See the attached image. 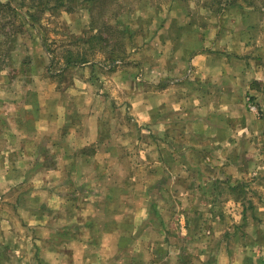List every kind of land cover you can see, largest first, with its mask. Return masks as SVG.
<instances>
[{"label":"rangeland","instance_id":"1","mask_svg":"<svg viewBox=\"0 0 264 264\" xmlns=\"http://www.w3.org/2000/svg\"><path fill=\"white\" fill-rule=\"evenodd\" d=\"M0 1L13 8H0V99L6 100L3 105L9 102V113H14L11 120L0 123V131L13 135L14 129H23L21 119L15 121V117L16 108L24 104L31 109L25 113V129L32 137L29 146L17 142L12 146L1 133L0 151H9L8 156L20 149L33 157L40 154L43 158L36 163L40 161L45 172L44 180L33 169L30 179L13 181L17 189L7 196L17 201L18 208L10 211L14 224L9 229L8 216H2L9 212L0 211V221L4 219V224L0 222V264H52L53 258L44 254L47 250L54 255L65 251L67 264H73L67 253L75 244L72 235L100 237L119 229L115 224L119 215L106 210L107 204L121 202L136 216L132 207L143 202L139 193L148 183L142 174L152 165L163 171L183 170L180 161L173 162L168 147L160 152L159 146H153L151 132L138 126L135 107L116 85L115 73L125 70L134 75V86L135 77L143 75L147 82L155 79L160 86L169 78L176 88L191 94L207 87L200 74L210 78L220 74L216 59L227 63L231 58H237L239 65L231 64L222 74L236 72L244 78L235 80V76L225 85L228 97L224 96L221 108L238 111L244 129L226 145L211 143L199 149L206 160L201 165L186 163L188 170L200 168L204 174V178L185 180L188 194L170 193L169 198L162 194L173 216L170 230L176 235L171 243L176 252L170 259L176 264L226 260L228 264H264V85L259 95L245 87L251 77L264 82V0ZM95 34L110 44L94 38ZM228 42L235 43V50L225 48ZM118 43L125 48L123 58L107 59V50ZM90 44L94 47L93 54H87L91 63L61 69L65 49H86ZM197 56L213 65L193 64L191 59ZM234 90L241 98L233 99ZM216 105L220 99L209 92L207 107L202 108L206 120H225L231 125L234 117L222 116L219 108L216 116ZM62 108L68 117L63 125ZM91 113L98 116L97 140L83 147L73 144L74 125L82 124V117ZM121 135H127L122 146ZM84 153L102 156L83 161L80 154ZM157 153L165 155L160 163ZM28 220H42V229L27 225ZM128 228L127 232H137L140 226ZM101 243L92 240L91 249ZM220 245L229 250L219 252Z\"/></svg>","mask_w":264,"mask_h":264},{"label":"crops","instance_id":"2","mask_svg":"<svg viewBox=\"0 0 264 264\" xmlns=\"http://www.w3.org/2000/svg\"><path fill=\"white\" fill-rule=\"evenodd\" d=\"M234 46V42H228V44H225V48L231 51L235 50ZM202 61H206V66L213 65L211 61L205 57L197 56L191 59L193 64H201ZM225 61L226 59H216V63L221 66L219 75L210 78L207 77L208 75L200 74V78H205L204 82L207 84V87L200 89V91L194 90L191 94L176 88L173 80L169 78L163 80L167 84L160 86L161 83L159 84L155 79H153L152 83L147 82L148 80L144 78L146 76L143 75L142 77H135L136 85L134 86L132 84L134 81V75L131 73L121 70L113 75L116 85L121 88L120 91L123 95H126V97L128 96L127 98H129L130 103L135 107V120L138 126L141 127L142 131L147 132L148 134L151 132L153 146L155 148L159 146L160 152H163V147H168L169 151L172 153L171 156L173 157V162L180 161L181 167L183 166L184 168L180 171H163L156 165H152L149 170L145 171L142 175L144 176L143 178H148V183L142 187L143 189H141V192L139 193L143 202L140 201L137 207H132L133 209H136V216H132L131 213L133 210H129L130 207H126L121 202L107 204L105 206L106 210L115 211L119 215L117 223H115L119 226V229L115 232L107 231L103 235H100V237L99 235H92V237L88 235L89 237L85 238V235L84 237L83 235L78 234L72 235V240L75 244L72 252L70 251L67 253L70 256L69 258L73 261V264H176L175 259H170L173 251L176 252L175 248L171 249L173 237L176 236L175 231L173 229L170 230V219H173V216L171 210L165 206L162 194H167V198L170 197V193H173L174 195L177 193L188 194L186 191L187 187L184 184L185 180H189V177L191 179H198L200 176L204 178V174L201 173L200 168L188 170L186 163L195 162V165H201V163L206 160H204V156H200L202 151L199 149H202L206 144L211 143H215L216 145H226L227 141H233V138H237V134H239L238 130L244 129V125H242L238 119V111L229 110L227 112L221 108V106L225 104L224 96L228 97V94H224L225 85L228 82H233L235 76V80L239 77L244 78L243 75L236 72L234 73L236 75H233V73L230 75L225 73L222 74L221 71L229 66L231 67V64L239 65L237 58H231L228 61L229 63H225ZM141 65L143 66L144 64ZM155 70L156 69H153V72H155ZM263 85L264 82H261L259 77H251L245 87L247 88L246 91H249L250 94L259 95ZM214 88L216 89L215 91H213ZM209 92L215 93L216 97L220 99L219 107L216 105L215 108V115H218V108L219 112L223 114L222 116L231 114L234 117V122H231V125L226 123L225 120H220L218 122H210L206 120V111L204 112L202 108L207 107V94ZM237 92L238 91L235 90L233 91V94L231 95L232 97H235L233 99H236L237 96L241 98L240 94L238 95ZM202 95L204 98H202ZM4 101L6 100L2 99L1 101L0 99V123L5 119L11 120L10 116L14 114L9 113L10 109L7 107L9 102H6V104L3 105ZM235 101L236 100H234V102ZM217 102L218 101H216V103ZM26 110L29 113L31 110L30 106L23 104V107L16 108L17 117H15V121H20L21 119V124L24 125L23 129H14L11 131L13 135L6 134L5 131H0V134L2 133L5 136L6 143L9 139L12 142L10 143L12 146L16 145V142L17 145H23L24 147H26V145L29 146L31 143V133L29 130L25 129ZM59 115L62 116L63 125V122H67L68 120L63 108ZM29 119L27 122H30ZM81 121L82 124L74 125V127H77V132H75L72 140L73 144L83 147L85 145H90L97 140L98 127L96 123L98 121V116L97 114L91 113L82 117ZM39 122L41 123V119ZM71 130L73 131V128ZM233 130H236V134L235 132H232ZM14 133H16V135H14ZM18 139L21 140V142H18ZM126 139L127 135L120 136V146L126 144ZM8 152L9 151L6 150L0 151V199L3 200V203L0 202V211L9 212L7 215H2L3 217L8 216V220L5 221H7L9 229L11 227L10 223L14 224V221L10 220L12 219L10 217V211H15L18 208L17 201L13 197L8 199L7 196H13V191L17 189V187H14L15 184H13L14 179H17V177H19V180L30 179L32 174L31 170L35 169L34 171L37 170L36 172H40V175H44V180L45 172H42L41 168L43 167L40 164V161L39 163H36L37 158L42 160V155L39 154V156L35 155L33 157L32 154H28L22 149H20L16 155L10 151L12 153L8 156ZM117 154L119 153L117 152ZM101 156L102 155L94 153L80 154L83 161L89 160L90 162H93L96 160L95 158ZM106 156L107 155H104L103 157ZM164 156L165 155L162 154V157ZM162 157L157 153L155 158L157 162L160 163ZM33 158L36 159L33 161ZM209 158L211 157L208 156L207 159ZM75 159L79 160V156H76ZM72 160H74L73 157ZM152 161L154 162L155 160L152 159ZM32 163H34V167ZM61 166L63 168V165ZM172 167L175 168V165H172ZM58 170L63 171V169L59 168ZM67 173L64 169V174L67 175ZM39 178L42 180L41 176H39ZM151 182L156 184L149 185ZM157 184L160 186H157ZM39 186L41 189L42 182ZM177 188H179L178 191ZM28 189L30 188L28 187ZM38 192L41 191H36V193ZM160 195L161 199L159 198ZM190 198H192L191 195L189 199ZM6 200L9 201L7 202ZM28 208L31 209V207ZM126 214H129V217H125ZM121 216L123 217L121 218ZM0 222L1 224H4V219ZM37 222L26 221L27 225L30 224V226L33 225L34 227L38 226L41 230L43 221L38 220ZM134 226L137 228L140 226L137 232H135L136 229L131 232L125 230L128 227V229H131ZM147 227L150 228L151 232L145 231ZM10 240L11 237L9 242ZM35 240H37V238H35ZM42 240L43 237H39L38 242H42ZM92 240H99L104 243H101L97 249H91L95 246L90 244ZM80 242L85 243L87 249H85L86 245H81L79 244ZM135 245H137V247ZM218 248L219 252L223 251V253H226L229 250L225 245H220ZM44 254L47 257L53 258L52 264H67V258L65 260V251H59L58 253L55 252L54 255L53 252L47 250ZM228 263L229 262L226 260L221 264Z\"/></svg>","mask_w":264,"mask_h":264},{"label":"trees","instance_id":"3","mask_svg":"<svg viewBox=\"0 0 264 264\" xmlns=\"http://www.w3.org/2000/svg\"><path fill=\"white\" fill-rule=\"evenodd\" d=\"M47 1L44 3L46 4ZM0 8H7V9H12L11 5L9 3H3L0 1ZM120 34H127V31L125 29H118ZM94 38H97L98 40H103L105 41L106 45H109L108 39L104 37L103 35H94ZM92 37V38H93ZM92 38H89L87 41H91ZM103 47L102 49H104ZM94 52V47L92 44L88 45V48L86 49H80V50H72V49H65L64 53V61H63V67L61 69H65L66 67H71V66H79V65H84L91 63L89 57H87V54H93ZM108 55L106 56L107 59H111V61H116L120 60L122 57V54L125 53V48L122 43H118V47L111 46L110 49L107 50ZM105 57V58H106ZM50 65V64H49ZM48 65V69L50 66Z\"/></svg>","mask_w":264,"mask_h":264}]
</instances>
